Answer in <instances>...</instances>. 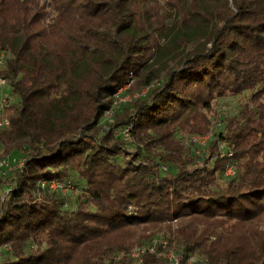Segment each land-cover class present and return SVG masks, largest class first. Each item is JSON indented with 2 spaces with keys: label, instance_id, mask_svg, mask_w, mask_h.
<instances>
[{
  "label": "trees",
  "instance_id": "1",
  "mask_svg": "<svg viewBox=\"0 0 264 264\" xmlns=\"http://www.w3.org/2000/svg\"><path fill=\"white\" fill-rule=\"evenodd\" d=\"M1 52L0 264H264V0H0Z\"/></svg>",
  "mask_w": 264,
  "mask_h": 264
},
{
  "label": "built area",
  "instance_id": "2",
  "mask_svg": "<svg viewBox=\"0 0 264 264\" xmlns=\"http://www.w3.org/2000/svg\"><path fill=\"white\" fill-rule=\"evenodd\" d=\"M9 58L8 53L6 52H1L0 53V69L4 68L7 64V60ZM128 86V85H127ZM8 87V81L6 78L0 77V88H7ZM148 91V89L146 90ZM9 98V97H8ZM8 98L3 100L0 103V128L5 129L8 128L10 125L9 119L5 116V109L8 104ZM221 126V121H214L210 131L207 135L205 136H192L190 138V142L195 143L196 145H206L210 140L213 139L215 131ZM124 139L126 141H131V133L130 129H126L122 133ZM223 148V147H222ZM229 156L232 154L229 153ZM26 159L23 157H15V156H9V157H2L0 158V176H5L11 172H14L18 169H21L25 166ZM234 173V168L232 166H229L226 170L227 175H233ZM43 188H48L52 191H61L67 193L72 189L71 185H64L59 182H41L40 184ZM156 243L157 241L155 240L151 245L149 246H141L133 250L131 253L132 257L139 258L140 262H142V255L145 254L146 252L149 253H155L156 252ZM164 247L166 246V242L163 243ZM164 257L168 259L170 262H178L179 257L176 255L174 251H169L167 252Z\"/></svg>",
  "mask_w": 264,
  "mask_h": 264
},
{
  "label": "rangeland",
  "instance_id": "3",
  "mask_svg": "<svg viewBox=\"0 0 264 264\" xmlns=\"http://www.w3.org/2000/svg\"><path fill=\"white\" fill-rule=\"evenodd\" d=\"M169 22V21H168ZM61 38V35H56L54 36L55 41H59V39ZM128 86H126L125 89H127ZM119 91V94L117 95V102H116V107L117 108H122L123 105L128 104L132 101L133 97L130 94H127L124 92V90ZM147 93V91H143V94L145 95ZM10 95H11V91L10 89L7 88H0V103L7 99H10ZM139 95H136L135 97H138ZM248 96L249 94H244L242 96H238V97H226V98H222L216 101L215 103V109H216V113L212 114L211 116V121L214 122L215 120H221V119H225L227 120V117H231L232 115L237 114L240 109L242 108V106H244L248 100ZM213 124V123H212ZM192 136H202V135H192ZM191 136V137H192ZM186 137V143H189L190 138ZM132 139V137H131ZM208 144L206 145H197L198 147H195L197 149V151L195 153H197V155H201L202 149L205 148ZM16 157H20L19 155H14ZM64 193H67V191H65Z\"/></svg>",
  "mask_w": 264,
  "mask_h": 264
}]
</instances>
